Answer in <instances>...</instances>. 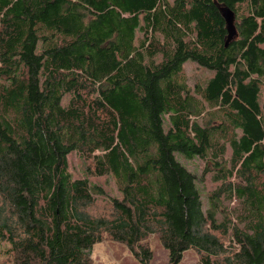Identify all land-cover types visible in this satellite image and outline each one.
<instances>
[{"label": "trees", "instance_id": "trees-1", "mask_svg": "<svg viewBox=\"0 0 264 264\" xmlns=\"http://www.w3.org/2000/svg\"><path fill=\"white\" fill-rule=\"evenodd\" d=\"M150 237L169 264H264V0H0V264L105 241L150 264Z\"/></svg>", "mask_w": 264, "mask_h": 264}, {"label": "rangeland", "instance_id": "rangeland-1", "mask_svg": "<svg viewBox=\"0 0 264 264\" xmlns=\"http://www.w3.org/2000/svg\"><path fill=\"white\" fill-rule=\"evenodd\" d=\"M185 77L187 79V85L192 91L195 84L199 86L202 85L203 81L207 78L208 73L196 64L188 62L185 64ZM211 74V73H209ZM167 121V119L165 120ZM166 125H164V130ZM176 159L183 164L190 172L195 173L198 177V187L201 192L203 204L207 206V197L210 195L211 190L214 188V185L211 182L209 176L205 177V181L201 182L199 177L202 171V163L194 158L192 160H185L181 154H176ZM70 170L77 176L82 177L84 166L77 156L72 155L70 157ZM102 186L106 184L105 180L99 182ZM108 187L113 190V185L108 181ZM226 207L229 209H234L238 207L236 202H225ZM235 216L232 218L235 220ZM150 249L153 253V258L150 264H169L168 263V252L163 249L159 241L155 237H150L149 239ZM228 246V243L226 244ZM92 264H141L136 260L132 254L118 242L115 241H105L99 244L94 245L91 251ZM197 254L193 250H188L184 252L181 261L178 264H196ZM5 257H0V263L5 262Z\"/></svg>", "mask_w": 264, "mask_h": 264}, {"label": "water", "instance_id": "water-1", "mask_svg": "<svg viewBox=\"0 0 264 264\" xmlns=\"http://www.w3.org/2000/svg\"><path fill=\"white\" fill-rule=\"evenodd\" d=\"M218 12L225 24V47H228V45L237 37V31L235 26L236 15L233 10L226 6H218Z\"/></svg>", "mask_w": 264, "mask_h": 264}]
</instances>
